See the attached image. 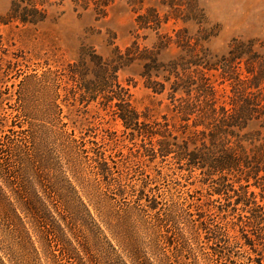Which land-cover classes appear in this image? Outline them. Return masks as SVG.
Masks as SVG:
<instances>
[{"label": "trees", "instance_id": "1", "mask_svg": "<svg viewBox=\"0 0 264 264\" xmlns=\"http://www.w3.org/2000/svg\"><path fill=\"white\" fill-rule=\"evenodd\" d=\"M75 2L84 9L93 5L96 11L105 12L115 0ZM153 12L152 20L140 16V26L161 25ZM46 18L42 3L21 0L12 8L9 22L36 25ZM220 64L204 66L212 71L222 65V76L229 81L231 69L243 64L247 80L240 82H247L244 90L254 97L253 91L264 90V43L235 41ZM43 70L28 73L17 66L0 75V100L6 96L3 101L12 99L19 104L13 110L15 115L0 114V264H221L222 251L203 249L204 233L220 249L233 245L230 223L210 228L212 212L202 210L196 196L170 190L164 194L168 201L162 203L161 196L146 193L149 183L137 190V185L127 184L125 175L114 177V158L106 157L99 142L70 129L77 121L59 105V101L69 102V95L74 101L70 106L77 112L81 110L78 105L89 109L96 104L121 121L130 141L143 143L140 157L164 162L172 158L180 170L185 167L189 174L200 171L204 185L219 177L214 195L231 200L234 197L229 193L234 192L237 199L230 202L234 212L241 206L250 215L246 216L248 227L263 230L264 206L250 191V180L260 181V172H264L263 157L258 153L251 156L242 145L233 147L230 133L225 132V128L244 129L253 119L254 111L245 115L252 106L250 101H244L223 125H204L211 131L209 144L202 140L199 145L192 137L197 133L175 135L166 120L165 124L152 121L148 113L139 111L130 90L119 82V69L113 61L93 54L62 68L47 64ZM11 79L19 83L8 87ZM177 110L189 122L192 111L182 105ZM237 172L245 173L246 185L238 180L230 183ZM234 239L238 245V238ZM245 239L251 246V238ZM257 260L263 264L264 258Z\"/></svg>", "mask_w": 264, "mask_h": 264}, {"label": "rangeland", "instance_id": "2", "mask_svg": "<svg viewBox=\"0 0 264 264\" xmlns=\"http://www.w3.org/2000/svg\"><path fill=\"white\" fill-rule=\"evenodd\" d=\"M35 1L44 5L47 18L36 25H24L9 22L12 8L21 0H0L2 77L8 74V68L20 66L28 73L34 69L42 72L47 64L62 68L86 59L87 55H97L115 62L119 82L130 90L139 111L148 113L152 121L165 124L166 120L175 135L197 133L192 137L198 144L202 140L209 144L211 131L204 125H223V120L235 114L248 100L252 106L246 109L245 115L254 111L253 119L244 129L225 128V132L230 133L228 139L233 147L242 145L251 156L258 153L264 163V90L261 88L259 94L253 91L256 97L244 90L247 82H240V79L247 80L243 64L231 69L229 81L222 76L221 68L235 41L264 43V0H115L105 12L96 11L93 5L84 9L75 0ZM153 11L159 15L161 25L140 26V16L152 20ZM208 64L221 66L209 71L204 66ZM87 67L93 77L90 63ZM13 83L19 81L9 80L8 87ZM68 87L71 89L72 85ZM69 96V102L59 101V105L77 121L76 125L70 124V129L75 128L77 135L99 142L106 157L114 158L117 163V166L112 164L116 167L114 177L125 175L127 184L137 185V190L149 183L146 193L161 196L162 203L168 201L164 194L170 190L201 199L197 203H201L202 210L212 212L208 226L215 229V225L225 226L229 222L233 244L231 248L226 245L220 249L209 238L211 235L206 237L204 233L205 252L222 251L221 264H259L257 259L264 258V226L262 231L249 228L250 219L246 216L250 215L243 212L241 206L234 212L230 204L237 199L234 192L229 193L234 197L231 200L225 195H214L213 187H217L219 177L214 178V183L204 185L200 171L189 174L183 165L180 170V165L172 158L164 162L160 158L151 161L149 157H140V151L144 152L143 143L137 140V145L133 144L129 133H124L121 121H115L111 113L102 111L96 104L89 109L78 105L81 110L77 112L71 108L74 101ZM6 98L3 96L0 100V114L15 115L13 110L19 104L12 99L3 101ZM180 105L192 111L189 122L178 114ZM214 107L217 112L211 113ZM196 125L200 126L196 128ZM146 147L150 148L149 142ZM244 172L231 176L230 183L238 180L246 185ZM259 178L260 181L250 180L253 185L250 191L257 194L258 202L264 206V192L260 189L264 188L263 171ZM235 189L241 192L238 185ZM234 237L238 238V245L234 244ZM245 237L251 238L248 239L251 246Z\"/></svg>", "mask_w": 264, "mask_h": 264}]
</instances>
